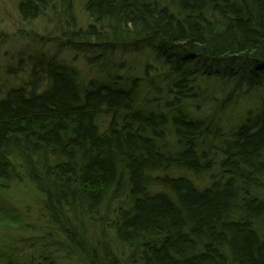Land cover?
<instances>
[{
  "label": "trees",
  "instance_id": "16d2710c",
  "mask_svg": "<svg viewBox=\"0 0 264 264\" xmlns=\"http://www.w3.org/2000/svg\"><path fill=\"white\" fill-rule=\"evenodd\" d=\"M17 1L24 20L53 2ZM85 11L93 23L64 36L94 55L88 65L150 60L142 78L108 65L113 74L84 89L55 59L0 93V187L33 183L65 238L23 264H64V253L88 264H264V0H85ZM249 92L262 94L260 113L234 118L223 137L227 110ZM209 138L220 150L204 151Z\"/></svg>",
  "mask_w": 264,
  "mask_h": 264
},
{
  "label": "rangeland",
  "instance_id": "374dc122",
  "mask_svg": "<svg viewBox=\"0 0 264 264\" xmlns=\"http://www.w3.org/2000/svg\"><path fill=\"white\" fill-rule=\"evenodd\" d=\"M92 23L93 20L85 11V0H71L69 8L62 0H53L49 10L34 20L22 18L17 0H0V93L28 81L33 65L41 69L55 59L64 68L73 69L79 74L84 89L105 82L107 74H113L108 67L109 63L103 64L102 59L98 65H88L87 54L94 55L66 47L71 45L75 48L77 45L67 41L70 38L64 36L65 32L71 34L77 30H85ZM112 60L117 65H123L122 68L125 69L119 75L127 76L129 70L133 71L129 76L142 78V66L150 60V55L148 52L133 58L121 55ZM216 86L212 82L207 87L211 90L213 87L216 89ZM261 87L264 88V80ZM215 89L213 88V94L216 93ZM258 95L256 97L255 92H249L248 99L244 96L236 106L227 110L226 119L230 120L224 121L220 133L224 134L223 137L229 134L231 126L236 127L234 118L254 117L260 113L263 96L261 94L258 98ZM210 110L212 109H208V106L205 107L204 115L211 116ZM167 141L174 143V138L169 136ZM202 147L204 151L217 152L221 148V141L209 138ZM220 158L221 155L217 156L216 160ZM193 179L197 182V179ZM201 182L202 185L203 182L207 183L208 177L204 176ZM43 206L44 196L28 180L0 187V264H7L12 256L17 264L26 261L42 263V258L50 249L58 247L60 250V242L64 243L65 238L53 229L55 227ZM104 239L113 250L116 249L111 233L107 232ZM63 250L65 251V248ZM67 256L65 253L62 256L64 264H88L77 255H72L70 259H67Z\"/></svg>",
  "mask_w": 264,
  "mask_h": 264
},
{
  "label": "bare ground",
  "instance_id": "6f19581e",
  "mask_svg": "<svg viewBox=\"0 0 264 264\" xmlns=\"http://www.w3.org/2000/svg\"><path fill=\"white\" fill-rule=\"evenodd\" d=\"M105 63H109L110 65L109 66H116L117 64H115L114 62H113V60H106L105 62H104V64Z\"/></svg>",
  "mask_w": 264,
  "mask_h": 264
}]
</instances>
